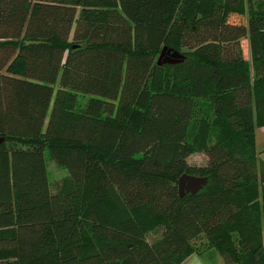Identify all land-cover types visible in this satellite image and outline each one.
<instances>
[{
	"label": "trees",
	"instance_id": "16d2710c",
	"mask_svg": "<svg viewBox=\"0 0 264 264\" xmlns=\"http://www.w3.org/2000/svg\"><path fill=\"white\" fill-rule=\"evenodd\" d=\"M257 127L264 0H0V264H264Z\"/></svg>",
	"mask_w": 264,
	"mask_h": 264
},
{
	"label": "rangeland",
	"instance_id": "374dc122",
	"mask_svg": "<svg viewBox=\"0 0 264 264\" xmlns=\"http://www.w3.org/2000/svg\"><path fill=\"white\" fill-rule=\"evenodd\" d=\"M229 21L235 24L246 25L247 17L240 16V15H232ZM241 45H242L244 58L250 61L251 52H250L249 41L243 40L241 42ZM258 133H259L260 139L264 142V129H258ZM45 162H46V168H47V175H48V179H49V183L51 185L52 191L57 192L59 190L61 183L69 178V174L65 169L61 168L57 164V162L52 158V156L47 151L45 153ZM188 162L193 165H204L207 163V157L203 153H197V154L192 155L188 159ZM153 238H154V235L151 237V240ZM207 242L208 241L205 237H201L195 243V245H197L199 249L203 252L204 250L207 249L206 247V245H208ZM204 252L205 253L202 256L203 258L197 253H193V254L187 255L184 259H182L179 262V264H221L222 263L221 255L218 252L214 250L209 251V249ZM13 262L14 260L10 259L8 260V262H1V264H14Z\"/></svg>",
	"mask_w": 264,
	"mask_h": 264
},
{
	"label": "water",
	"instance_id": "95a60500",
	"mask_svg": "<svg viewBox=\"0 0 264 264\" xmlns=\"http://www.w3.org/2000/svg\"><path fill=\"white\" fill-rule=\"evenodd\" d=\"M166 54L170 55L172 59L164 58ZM182 58L183 55L180 52L173 51L172 49H169L167 51V48H164L158 59V64L162 65L165 64L166 62L176 63L177 60H181ZM2 142L3 139H0V143ZM207 182H208L207 178L190 176L185 174L179 179L178 182L180 194L181 196H183L185 193L196 194L206 186Z\"/></svg>",
	"mask_w": 264,
	"mask_h": 264
},
{
	"label": "crops",
	"instance_id": "0c3cea01",
	"mask_svg": "<svg viewBox=\"0 0 264 264\" xmlns=\"http://www.w3.org/2000/svg\"><path fill=\"white\" fill-rule=\"evenodd\" d=\"M258 129H264V127H262V128L257 127V129H256V151L258 153V157L260 158V160L264 161V142L259 137ZM263 187H264V185H263Z\"/></svg>",
	"mask_w": 264,
	"mask_h": 264
}]
</instances>
